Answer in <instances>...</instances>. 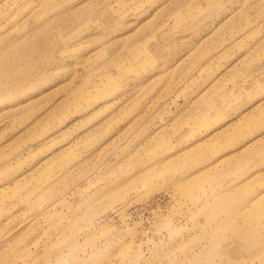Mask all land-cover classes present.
<instances>
[{"label": "rangeland", "instance_id": "rangeland-1", "mask_svg": "<svg viewBox=\"0 0 264 264\" xmlns=\"http://www.w3.org/2000/svg\"><path fill=\"white\" fill-rule=\"evenodd\" d=\"M0 264H264V0H0Z\"/></svg>", "mask_w": 264, "mask_h": 264}]
</instances>
